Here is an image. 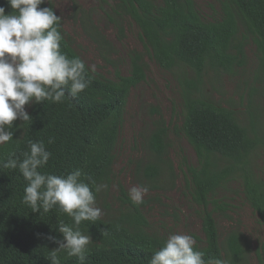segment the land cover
Segmentation results:
<instances>
[{"label": "trees", "instance_id": "trees-1", "mask_svg": "<svg viewBox=\"0 0 264 264\" xmlns=\"http://www.w3.org/2000/svg\"><path fill=\"white\" fill-rule=\"evenodd\" d=\"M0 7L6 14L12 12L6 0H0ZM41 7L53 8L49 2ZM113 12L119 21L128 18L137 26L147 55L160 69L178 73L180 124L166 125L158 119L147 140L151 158L137 163V173L156 187L164 174L173 172L168 157L172 128L197 158V166H184L190 198L201 219L203 239L196 243L198 250L205 253V259L249 264L246 238L232 230L222 240L214 215L226 211L218 192L238 183L264 230V181L256 176L252 162L257 151H264V0H222L220 17L211 21L202 18L193 0H118ZM82 19L92 30L91 38L105 44L88 17ZM60 31L61 51L70 58L78 56L62 23ZM248 40L255 46L253 84L259 89L251 87L247 92L245 124L237 111L210 96L205 77L210 73L214 77L231 75L242 69ZM145 70L143 55L133 52L127 76L117 74L111 80L89 69L90 84L83 92L72 96L66 88L61 102L26 105L32 120L14 121L8 129L13 140L0 145V161L6 162L11 152L22 160L30 140L43 141L51 157L41 171L67 175L80 169L85 182L90 177L95 184H108L126 104L131 91L145 80ZM257 92L262 98L259 109L252 105ZM26 184L18 169H5L0 164V264H50L49 251L57 245L48 237L62 240L58 221L72 223L58 207L48 213L42 209L33 212L22 202ZM90 186L94 190V185ZM122 202L124 209L117 215L81 223V231L92 238L84 264H149L153 252L167 240L149 230L138 205L128 198ZM259 249L264 259V244ZM58 255L60 264H80L66 252Z\"/></svg>", "mask_w": 264, "mask_h": 264}, {"label": "rangeland", "instance_id": "rangeland-1", "mask_svg": "<svg viewBox=\"0 0 264 264\" xmlns=\"http://www.w3.org/2000/svg\"><path fill=\"white\" fill-rule=\"evenodd\" d=\"M117 1L45 0L61 17L73 49L93 73L111 80H115L117 74L129 75L130 55L133 52L141 53L146 65L145 80L131 91L126 104L124 122L115 148L111 180L106 184L107 189H102L96 199V205L102 211L100 218L117 215L124 209L122 201L129 199V189L143 185L149 191L144 197L145 202L138 206L149 230L166 239L172 234L191 235L199 243L203 239L199 208L190 198L184 166H197V158L187 141L177 136L171 128L168 134V157L173 172L164 174L156 187L148 184L136 171L139 161L146 162L151 158L146 149L147 140L158 119L161 118L158 122L164 121L166 125L180 124L179 81L176 71H164L149 58L137 26L128 18L118 20L113 12ZM193 1L204 20L211 21L220 17L222 0ZM85 16L105 44L91 38L92 30L85 26L82 19ZM242 32L239 25V34ZM245 54L242 69L219 77L210 73L205 77V82L210 96L220 105L237 111L238 117L247 124V92L251 87L259 89L258 84H253L257 60L251 40L247 42ZM252 100L255 109H259L262 104L260 93H255ZM252 162L256 176L264 181V151H257ZM218 199L226 206L224 214L214 215L221 239L229 231H238L248 241L249 264H264L263 250L259 249L264 244V230L244 200L239 184L227 185L218 192Z\"/></svg>", "mask_w": 264, "mask_h": 264}, {"label": "clouds", "instance_id": "clouds-1", "mask_svg": "<svg viewBox=\"0 0 264 264\" xmlns=\"http://www.w3.org/2000/svg\"><path fill=\"white\" fill-rule=\"evenodd\" d=\"M6 2L12 12L6 14L5 8L0 7V145L13 140V132L8 129H12L14 121L32 120L26 105L58 103L65 97L66 88L70 95L76 96L90 84L84 61L61 51V17L53 8L41 7L45 0ZM28 147L22 160L11 152L7 161L0 164L22 174L27 182L22 202L33 212L42 209L48 213L58 207L71 218L72 223L63 220L57 223L62 240L48 237L57 245L49 251L50 264H60V252L84 264L92 238L81 231L80 225L100 219L102 211L96 205V194L107 189V185L95 184L90 177L85 182L80 169L67 175L41 171L51 153L43 141L30 140ZM90 185H94V190ZM148 191L146 186H133L128 196L133 204L141 205ZM149 264H229V261L217 257L205 259V253L198 250L191 235L172 234L153 252Z\"/></svg>", "mask_w": 264, "mask_h": 264}]
</instances>
